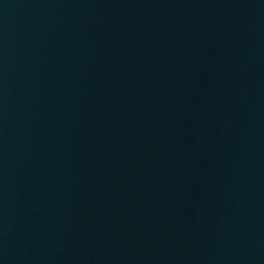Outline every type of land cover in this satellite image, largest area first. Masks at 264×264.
Listing matches in <instances>:
<instances>
[{
    "label": "water",
    "instance_id": "water-1",
    "mask_svg": "<svg viewBox=\"0 0 264 264\" xmlns=\"http://www.w3.org/2000/svg\"><path fill=\"white\" fill-rule=\"evenodd\" d=\"M0 264H256L250 0H0Z\"/></svg>",
    "mask_w": 264,
    "mask_h": 264
}]
</instances>
